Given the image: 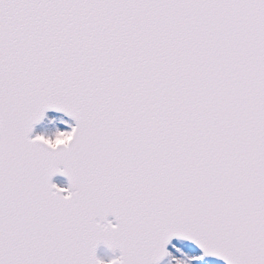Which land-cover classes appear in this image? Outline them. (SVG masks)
Returning <instances> with one entry per match:
<instances>
[{"label": "snow or ice", "instance_id": "obj_1", "mask_svg": "<svg viewBox=\"0 0 264 264\" xmlns=\"http://www.w3.org/2000/svg\"><path fill=\"white\" fill-rule=\"evenodd\" d=\"M173 239L264 264V0H0V264Z\"/></svg>", "mask_w": 264, "mask_h": 264}, {"label": "water", "instance_id": "obj_2", "mask_svg": "<svg viewBox=\"0 0 264 264\" xmlns=\"http://www.w3.org/2000/svg\"><path fill=\"white\" fill-rule=\"evenodd\" d=\"M53 115H56L57 116V118L56 117H51V116H53ZM48 116L49 117H46L45 118V120L43 121V122H41L39 125H37L36 126V131L37 132H41V133H44L47 137H50L51 139H52V142H53V144H55L56 143V140L57 139H60L61 140V142H63L64 140H65V138L64 137H60V138H57V137H55L53 134L56 132V129L58 128V127H64V125H61L60 123V119H65L64 117H62V116H59V115H57V114H53V113H49L48 114ZM65 127H66V125H65ZM56 176H59V177H63V176H61V175H59V174H57ZM55 177V176H54ZM54 177H53V179H54ZM64 179H66V177H63ZM67 180V179H66ZM60 186H63L62 184H60V183H58ZM109 219H112L111 217H109ZM187 243H190V244H192L191 242H188L187 241ZM193 246H195L194 244H192ZM105 247L104 245H100V246H98L97 247V249H96V254H97V250H98V248L99 247ZM106 248V247H105ZM167 248H168V246H167ZM195 248L197 249V251H198V253H200V250L195 246ZM108 251H110V252H112L110 249H108V248H106ZM113 253V252H112ZM98 254L100 255L99 257H100V259H103V260H108V259H111V255L106 251V250H104V249H100V251L98 252ZM115 255H118V253H115ZM102 257V258H101ZM165 258V257H164ZM163 258V259H164ZM162 259V260H163ZM161 260V261H162ZM222 261V260H221ZM223 262V261H222ZM224 263V262H223Z\"/></svg>", "mask_w": 264, "mask_h": 264}, {"label": "rangeland", "instance_id": "obj_3", "mask_svg": "<svg viewBox=\"0 0 264 264\" xmlns=\"http://www.w3.org/2000/svg\"><path fill=\"white\" fill-rule=\"evenodd\" d=\"M173 245H176L180 248V252H176L173 248ZM168 251L172 253L170 256H166V258L161 262V264H174L173 256H175L178 259H181L185 262V264H195V262H192L190 257L193 255H198V253L191 245H189L186 242L180 241V240H174L172 243L169 244ZM201 264H222L219 261H215L209 258H205Z\"/></svg>", "mask_w": 264, "mask_h": 264}, {"label": "trees", "instance_id": "obj_4", "mask_svg": "<svg viewBox=\"0 0 264 264\" xmlns=\"http://www.w3.org/2000/svg\"><path fill=\"white\" fill-rule=\"evenodd\" d=\"M58 182L62 185L64 184V181L62 179H58Z\"/></svg>", "mask_w": 264, "mask_h": 264}]
</instances>
